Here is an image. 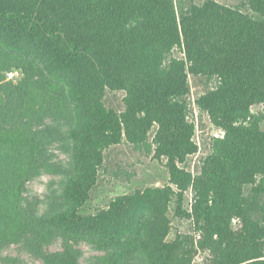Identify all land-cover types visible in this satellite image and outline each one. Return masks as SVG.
<instances>
[{"label":"trees","instance_id":"16d2710c","mask_svg":"<svg viewBox=\"0 0 264 264\" xmlns=\"http://www.w3.org/2000/svg\"><path fill=\"white\" fill-rule=\"evenodd\" d=\"M247 1L259 20L218 0L181 12L175 0H0V251L17 236L38 253L42 239L60 236L93 240L125 263L191 264L209 251L212 264H264V131L249 121L250 108L264 106V0ZM14 68L16 85L4 80ZM191 84L201 88L199 112L224 132L195 175L180 167L197 151ZM107 90L125 93L123 110L104 107ZM153 129L169 183L179 197L192 192L197 240L167 241L170 189L150 194L149 218L130 198L80 213L102 148L143 143ZM42 172L60 181L39 214L23 193ZM81 257L66 242L38 258Z\"/></svg>","mask_w":264,"mask_h":264},{"label":"rangeland","instance_id":"374dc122","mask_svg":"<svg viewBox=\"0 0 264 264\" xmlns=\"http://www.w3.org/2000/svg\"><path fill=\"white\" fill-rule=\"evenodd\" d=\"M205 1L175 0V4L177 10L181 12L191 4L202 5ZM218 3L254 20H259V17L251 11L247 0H218ZM13 71L18 72V77L7 80V73ZM22 77V70L16 68L4 74L5 82L14 85L18 84ZM200 89L191 84L189 97L195 123L193 142L197 147V151L180 165L181 168L192 175L196 174L204 159L211 153L215 139L224 136V132L213 126L208 117L200 113L195 106L196 94L199 93ZM124 97L125 93L122 91L107 90L102 102L108 110L121 111L123 110ZM249 121L258 122L260 130L264 131L263 105L256 104L250 108ZM154 134L155 129L148 134L146 141L143 143L133 145L123 139L117 146L102 148V164L97 170V183L80 213L84 216L97 215L100 212L109 210L117 200L130 198L140 218H149L155 209L150 194L170 189L172 194L169 196L165 212L169 226L167 241L172 242L177 236H188L197 240L200 234L194 226L193 219L189 216L192 213V192L189 190L179 197L178 195L181 194H179L178 189L169 183L167 160L155 157ZM57 155L59 160L65 161V156L59 153ZM59 181L60 177L42 172L40 176L25 183L26 190L23 196L36 205L40 214L44 211L47 196L53 189L58 188ZM250 191V188L246 190L247 193H250ZM233 226L235 231L242 229L237 220L233 221ZM51 237L46 244H44V239L38 243L39 251L36 253L31 244L15 236L1 249L0 262L15 260L23 264H41L38 257L43 256L44 253L61 252L65 243L68 242L81 251V264H137L135 262L125 263L126 256L120 254L117 250H101L102 248H99L93 240L77 239L78 242H74L72 239L65 240L60 236ZM113 255L117 258H113ZM191 264H212V255L209 251L199 252Z\"/></svg>","mask_w":264,"mask_h":264},{"label":"built area","instance_id":"2783aa9c","mask_svg":"<svg viewBox=\"0 0 264 264\" xmlns=\"http://www.w3.org/2000/svg\"><path fill=\"white\" fill-rule=\"evenodd\" d=\"M18 72L17 71H13V72H9L7 73L6 77H7V80H12L14 78H17L18 77Z\"/></svg>","mask_w":264,"mask_h":264}]
</instances>
